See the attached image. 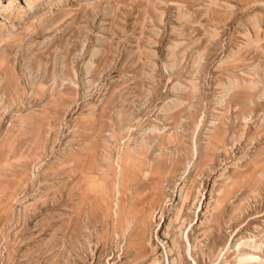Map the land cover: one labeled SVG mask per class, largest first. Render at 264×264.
<instances>
[{
  "label": "rangeland",
  "instance_id": "374dc122",
  "mask_svg": "<svg viewBox=\"0 0 264 264\" xmlns=\"http://www.w3.org/2000/svg\"><path fill=\"white\" fill-rule=\"evenodd\" d=\"M0 264H264V0H0Z\"/></svg>",
  "mask_w": 264,
  "mask_h": 264
}]
</instances>
